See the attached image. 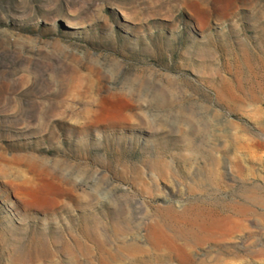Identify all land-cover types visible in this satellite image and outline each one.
Segmentation results:
<instances>
[{
    "label": "rangeland",
    "instance_id": "1",
    "mask_svg": "<svg viewBox=\"0 0 264 264\" xmlns=\"http://www.w3.org/2000/svg\"><path fill=\"white\" fill-rule=\"evenodd\" d=\"M206 178L258 189L226 261L264 264V0H0V264H85L91 218L147 223Z\"/></svg>",
    "mask_w": 264,
    "mask_h": 264
},
{
    "label": "bare ground",
    "instance_id": "2",
    "mask_svg": "<svg viewBox=\"0 0 264 264\" xmlns=\"http://www.w3.org/2000/svg\"><path fill=\"white\" fill-rule=\"evenodd\" d=\"M186 146V149L191 150L190 143ZM176 160L183 163L187 161L185 158ZM143 166L161 180L170 176V167L161 158L144 161ZM132 173L134 185L147 191L149 183L144 179L143 171L132 169ZM175 174L183 177L179 172ZM149 182L154 183L153 180ZM214 189L215 186L207 178L194 181L193 185L188 186V193L192 195L198 192L200 197L183 204L174 202L157 205L148 212L149 219L145 218L147 223L135 225L127 217L121 221L111 217L103 234L99 232L102 229L101 221L91 218L92 223L85 225V240L92 245H85V264H228L226 255L234 252L227 241L234 234L245 231L244 223L253 212L250 204L259 206L260 198L258 189L249 191L243 185L239 199L227 204L211 199ZM141 227L145 231L143 243L137 238ZM75 243L78 248H82L80 241ZM64 247L70 260L75 261L76 255L72 254L70 245L66 243ZM203 248L206 249L205 257L195 259L194 251ZM256 254L264 252L259 250Z\"/></svg>",
    "mask_w": 264,
    "mask_h": 264
}]
</instances>
